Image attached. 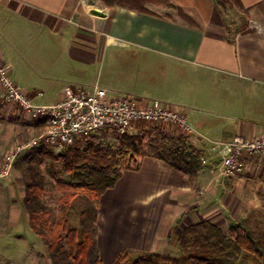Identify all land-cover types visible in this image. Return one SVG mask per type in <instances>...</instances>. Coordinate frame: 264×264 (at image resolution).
<instances>
[{"label":"crops","instance_id":"obj_1","mask_svg":"<svg viewBox=\"0 0 264 264\" xmlns=\"http://www.w3.org/2000/svg\"><path fill=\"white\" fill-rule=\"evenodd\" d=\"M169 1L190 20L176 6L156 1L147 6L150 12H142L103 0H0L11 42L31 35L45 44L56 35L60 45L20 52L35 66L27 83L58 77L86 86L98 82L112 94L161 99L182 106L194 129L189 141L202 152L203 168L193 180L145 156L139 169H122L102 194L97 221L102 264H113L123 249L176 255L183 229L204 220L226 235L231 223L248 215L264 222L261 156L247 155L246 169L236 177L211 171L220 160L214 141L264 135V32L256 27L264 26V0H234L244 14L242 25L226 21L214 0ZM0 58L33 102L47 104L38 100L43 95L38 88L19 84L23 78L1 50ZM42 127L43 121H33L19 104L0 102V161L16 140ZM23 195L21 174L13 168L9 177L0 178V233L20 223L30 228Z\"/></svg>","mask_w":264,"mask_h":264},{"label":"trees","instance_id":"obj_2","mask_svg":"<svg viewBox=\"0 0 264 264\" xmlns=\"http://www.w3.org/2000/svg\"><path fill=\"white\" fill-rule=\"evenodd\" d=\"M103 1L108 5L118 4L142 12H150L147 4L152 1L176 6L169 0ZM214 1L226 8L225 0ZM176 8L190 20L179 6ZM101 133L106 136L108 131L103 129ZM121 141L138 158L123 168L119 167L118 159L113 154L97 156L86 153L83 156L86 162L80 157L79 149L65 154L73 189L60 198L61 213L54 224L46 210L48 181L42 161L44 156L57 159L56 153L40 146L17 156L13 168L21 174L24 191L21 204L28 214L31 229L44 243L51 264H102L97 244L100 197L115 185L122 169H139V158H158L187 174L190 180L203 168L202 152L187 142L183 135L159 132L157 136L144 141L141 135L134 133L123 135ZM72 205L75 208L73 211ZM73 215L77 218L75 222L71 221ZM252 218V215H248L241 221L231 223L228 235L211 221L194 223L181 232L176 255L123 249L113 264H237L246 252L254 264H264V222Z\"/></svg>","mask_w":264,"mask_h":264},{"label":"built area","instance_id":"obj_3","mask_svg":"<svg viewBox=\"0 0 264 264\" xmlns=\"http://www.w3.org/2000/svg\"><path fill=\"white\" fill-rule=\"evenodd\" d=\"M256 27L264 32V26ZM0 99L19 104L33 121H43L39 133L18 140L4 153L0 161V178L12 173L13 164L22 153L40 146L58 152L103 129L123 136L141 132L140 125L143 123L169 122L188 134L194 133L182 106L157 98L112 94L98 82L91 86L67 83L61 88L56 101L37 104L11 79L9 68L1 58ZM212 149L217 150L220 160L211 165V171L223 178L236 177L244 173L247 155H259L264 159V135L250 137L236 134L227 141H214Z\"/></svg>","mask_w":264,"mask_h":264},{"label":"rangeland","instance_id":"obj_4","mask_svg":"<svg viewBox=\"0 0 264 264\" xmlns=\"http://www.w3.org/2000/svg\"><path fill=\"white\" fill-rule=\"evenodd\" d=\"M224 3L226 4V8L222 7V9H224L225 11L224 16L226 15V21H232L233 24L242 25V18L244 14L243 11L239 9L235 1L225 0ZM148 5L149 4H147V6ZM9 26V19H6V16L0 13V50L3 54V57L7 62L10 59L11 62L15 64L14 66L16 68L17 76L25 79H21L19 81V84L23 88H27L29 90L38 88L40 91H42L43 94L42 96L38 97V100L47 102L48 104V102H51V100L55 96H57V91L61 86L67 84V82L72 81H63L57 77L55 80L48 78V82H45V79L39 82H37V80L35 83L31 84L27 83V78H29V74L31 71L30 66L32 67V69L35 66L30 61H27V63L23 61L20 52L23 51L26 53V50L33 49V52L36 51V53H38L43 47L58 50L60 49V45L55 39L56 35H52L53 37L49 38V41L45 39V44L40 43L43 39L39 40L37 37H32L31 35L29 36V38H21V40L18 39L17 41L13 39V41L11 42V40L9 39V35L11 34L9 33ZM21 63L22 65H20ZM24 69L28 72V76L25 78L22 75V73H24ZM94 72L98 77V72L96 73V69L94 70ZM0 102L4 101L0 99ZM263 117L264 115L262 116V118ZM140 127L142 128V131H138L137 133L143 137L144 141L157 136L159 132H164L173 136L183 135L186 141L192 144L189 141V135L191 134H188L181 128L179 129V127H177L173 123L147 122L141 124ZM28 137L29 136H25L23 137V139ZM122 137L123 136H117L113 133H108L106 136H103L100 131L93 135V137L79 140L73 146L55 152L57 159H52L49 156L43 157L42 168L47 176L48 181L45 194V204L46 210L50 213L53 224L57 221L61 213L60 198L73 189V186L70 183L71 171L67 169L68 162L65 160V154L68 152H73L76 149H79V151L81 152V158H83L86 153H91L97 156H101L103 154H113L118 159L119 167L123 168L128 164H133L135 159L138 158L134 156L133 153L127 148L126 144L121 141ZM18 140H16L15 142H17ZM11 147H9L8 149H10ZM94 155H92V161H94ZM83 162H86V159L83 158ZM108 170H110V168H108ZM71 208L73 211L75 209L74 205H72ZM140 216L141 215H138V217ZM76 220L77 218L75 215L71 216L72 222H75ZM221 223H223L224 228L227 226V223L225 221H222ZM225 232H227L226 228ZM247 255L248 253L246 252V256ZM246 256L245 258L242 257L240 262H238L237 264H254L252 257L249 255L251 258L250 261ZM0 264H51V261L41 238L31 229V226L29 228V226H25L24 224L20 223L15 226L12 225L9 230L1 231L0 233Z\"/></svg>","mask_w":264,"mask_h":264}]
</instances>
